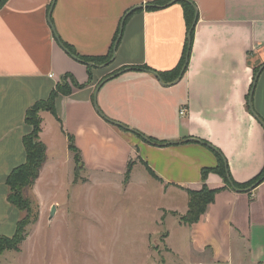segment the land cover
Instances as JSON below:
<instances>
[{
    "label": "crops",
    "instance_id": "crops-1",
    "mask_svg": "<svg viewBox=\"0 0 264 264\" xmlns=\"http://www.w3.org/2000/svg\"><path fill=\"white\" fill-rule=\"evenodd\" d=\"M158 1L0 5V234L13 235L24 215L8 199L7 177L26 161L23 137L32 131L26 111L70 74L82 86L57 97L60 119L41 111L47 160L29 189L33 207L65 172L120 183L130 167L127 188L138 173L147 180L137 171L143 168L173 199L158 209L185 214L187 189H200L203 169L217 167L221 155L232 181L260 174L262 180L238 189L209 172L207 185L222 189L198 222L180 225L199 254L264 264V0H189L198 18L188 66L165 80L161 73L180 66L188 26L182 3L149 7ZM126 15L109 62L87 64L62 43L82 56L104 57ZM70 134L81 153L80 173Z\"/></svg>",
    "mask_w": 264,
    "mask_h": 264
},
{
    "label": "rangeland",
    "instance_id": "rangeland-1",
    "mask_svg": "<svg viewBox=\"0 0 264 264\" xmlns=\"http://www.w3.org/2000/svg\"><path fill=\"white\" fill-rule=\"evenodd\" d=\"M137 171L147 180L138 173L128 188L61 174L43 188L22 249L5 250L0 264H251L195 252L179 215L158 209L173 199L143 168Z\"/></svg>",
    "mask_w": 264,
    "mask_h": 264
},
{
    "label": "trees",
    "instance_id": "trees-1",
    "mask_svg": "<svg viewBox=\"0 0 264 264\" xmlns=\"http://www.w3.org/2000/svg\"><path fill=\"white\" fill-rule=\"evenodd\" d=\"M5 0H0V5ZM171 0H160L156 2L153 6H149L150 8L161 7L168 4ZM182 3L184 8V13L186 17V22L188 26V37L187 42L184 48V54L181 59L180 66L177 68L166 72L161 73V76L164 80L167 78L168 74L172 77H178L180 73H182L188 66L190 53L192 50V44L194 40V32L195 25L197 22V8L196 6L189 0H177ZM128 15L124 17L122 20L120 27L117 31L116 39L114 44L110 49V53L104 57H88L82 56L76 52L73 46L67 42H62L65 49L71 53L73 56L78 58L79 60L90 64L91 62H109L114 53L115 46L119 40V35L121 34L125 20ZM75 78L70 74H65L61 77V79L57 82L55 87L52 89L50 95L45 99H40L36 101L31 107H29L26 111L25 120L26 123L32 126V131L25 134L23 137L24 145L26 148V161L17 165L13 168L11 173L7 177V184L9 185V201L18 207L24 215L17 223L16 231L13 235H1L0 234V257L5 250H15L20 251L22 249L23 242L28 237L27 227L31 224L34 214H33V205L29 195V189L34 185L37 178L40 175L42 167L47 160V146L44 141L41 139V131L43 129V121L41 116V111H50L53 113L58 119L59 116L56 110V99L60 94L68 95L73 92L74 87H81ZM69 148L74 154V158L76 163L79 165L81 161V153L77 148L74 136L72 134L69 135ZM220 155V154H219ZM77 165V169H78ZM76 169V172H78ZM130 171L129 167L125 179L124 184L126 185L130 181ZM211 171H215L221 174L225 181L226 185H232L234 188L238 189H247L250 186H254L259 183L263 175H257L252 180L246 183H237L232 181L230 174L226 170V165L222 160L220 155V164L215 168H204L203 169V185L200 189H191L188 188L189 194V202H188V210L185 214L179 215L180 220L186 224L193 225L198 222L201 216L206 212L208 206L214 201L216 193L222 189L220 188H212L207 185L205 182L207 174Z\"/></svg>",
    "mask_w": 264,
    "mask_h": 264
},
{
    "label": "water",
    "instance_id": "water-1",
    "mask_svg": "<svg viewBox=\"0 0 264 264\" xmlns=\"http://www.w3.org/2000/svg\"><path fill=\"white\" fill-rule=\"evenodd\" d=\"M259 73H260V70H259V72L257 73L256 78L258 77ZM55 212H56V205H53V206H52V209H51V212H50V216H53V215L55 214Z\"/></svg>",
    "mask_w": 264,
    "mask_h": 264
},
{
    "label": "built area",
    "instance_id": "built-area-1",
    "mask_svg": "<svg viewBox=\"0 0 264 264\" xmlns=\"http://www.w3.org/2000/svg\"><path fill=\"white\" fill-rule=\"evenodd\" d=\"M180 113H181V114H185V113H186V107H183V108L180 110Z\"/></svg>",
    "mask_w": 264,
    "mask_h": 264
}]
</instances>
